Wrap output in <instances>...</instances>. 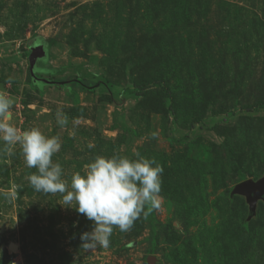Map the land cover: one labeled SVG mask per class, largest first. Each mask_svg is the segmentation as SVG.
Here are the masks:
<instances>
[{
  "label": "rangeland",
  "instance_id": "rangeland-1",
  "mask_svg": "<svg viewBox=\"0 0 264 264\" xmlns=\"http://www.w3.org/2000/svg\"><path fill=\"white\" fill-rule=\"evenodd\" d=\"M0 91L69 190L96 155L163 167L160 207L86 251L92 222L0 141V264H264V199L233 191L264 178V0H0Z\"/></svg>",
  "mask_w": 264,
  "mask_h": 264
},
{
  "label": "clouds",
  "instance_id": "clouds-1",
  "mask_svg": "<svg viewBox=\"0 0 264 264\" xmlns=\"http://www.w3.org/2000/svg\"><path fill=\"white\" fill-rule=\"evenodd\" d=\"M14 103L13 98L0 91V141L9 146L3 151L19 145L27 167L36 169L28 176L34 190L60 193L61 205L92 222L91 231L80 234L81 248H107L114 227L127 232L141 216L147 218L160 207L163 167L139 152L133 156L96 155L81 171L72 174L69 190L62 179L61 164L52 160L61 147L59 137L46 136L37 127H15L10 111ZM56 119L60 126L68 123L60 110Z\"/></svg>",
  "mask_w": 264,
  "mask_h": 264
},
{
  "label": "water",
  "instance_id": "water-1",
  "mask_svg": "<svg viewBox=\"0 0 264 264\" xmlns=\"http://www.w3.org/2000/svg\"><path fill=\"white\" fill-rule=\"evenodd\" d=\"M37 55L30 57L31 68L34 63V58ZM234 193L242 194L245 196L247 203L251 210H253L255 206V202L258 199H264V178L258 181H253L251 179L245 180L243 182L238 183L234 189ZM12 243L9 245L11 247Z\"/></svg>",
  "mask_w": 264,
  "mask_h": 264
},
{
  "label": "trees",
  "instance_id": "trees-1",
  "mask_svg": "<svg viewBox=\"0 0 264 264\" xmlns=\"http://www.w3.org/2000/svg\"><path fill=\"white\" fill-rule=\"evenodd\" d=\"M79 81H81V85L83 87H85V88L95 89V87H97V85H98V82L97 83H93L92 85H88L87 83L84 82L83 78H80ZM49 83L53 84L54 86H59L60 85V82L50 81ZM153 83H159L164 89H167L166 84H164L161 80H155ZM150 88H152V84H144V85L138 86V88L133 90L132 93L134 95H137V96H142Z\"/></svg>",
  "mask_w": 264,
  "mask_h": 264
},
{
  "label": "bare ground",
  "instance_id": "bare-ground-1",
  "mask_svg": "<svg viewBox=\"0 0 264 264\" xmlns=\"http://www.w3.org/2000/svg\"><path fill=\"white\" fill-rule=\"evenodd\" d=\"M13 248V247H12Z\"/></svg>",
  "mask_w": 264,
  "mask_h": 264
}]
</instances>
